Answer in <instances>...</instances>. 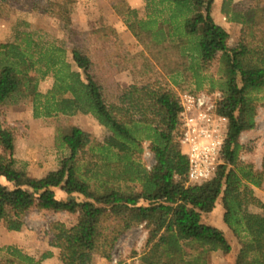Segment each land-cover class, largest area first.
Masks as SVG:
<instances>
[{
    "label": "trees",
    "instance_id": "16d2710c",
    "mask_svg": "<svg viewBox=\"0 0 264 264\" xmlns=\"http://www.w3.org/2000/svg\"><path fill=\"white\" fill-rule=\"evenodd\" d=\"M23 2L0 0V19L9 21ZM60 8L51 2L42 13L63 19ZM113 10L153 60L162 57L170 76L189 73L197 90L203 86L202 72L221 54L219 113L229 127L216 177L186 185L189 163L177 141L181 106L171 89L155 83L119 88V74L129 71L140 79L151 68L147 57L131 63L134 55L114 27L81 33L85 44L73 47L70 61L63 43L19 21L11 41L0 45V109L31 99L35 119L90 114L112 137L96 142L71 126L61 137L68 156L57 169L33 178L17 168L15 136L0 121V225L21 232L33 209L76 216L71 227L52 225L61 264H90L95 252L109 260L119 236L139 225L148 231L141 264H208L210 253L232 251L225 233L203 222L220 202L225 225L245 238L235 264H264V203L254 192L264 174L240 159L246 148L241 135L257 127L252 94L264 91V0H224L222 14L241 25L235 47H229L228 30L214 20V0H145L142 9L120 5ZM47 77L53 85L43 94L39 83ZM110 84L117 92L109 93ZM144 143L155 160L149 169L140 161ZM57 190L67 198L58 199ZM244 205L263 212H247ZM108 220L121 226L111 239L104 227ZM6 254L0 264H44L52 256L36 259L16 246H8Z\"/></svg>",
    "mask_w": 264,
    "mask_h": 264
},
{
    "label": "rangeland",
    "instance_id": "374dc122",
    "mask_svg": "<svg viewBox=\"0 0 264 264\" xmlns=\"http://www.w3.org/2000/svg\"><path fill=\"white\" fill-rule=\"evenodd\" d=\"M61 4L60 11L63 19L42 13L48 3ZM21 10L14 12L9 21L0 19V45L11 41L13 27L19 21L28 22L32 28L41 31L47 39H55L64 44L71 61V51L75 45L84 46L81 33L91 31L101 26H112L117 29L119 36L127 44L129 52L134 55L133 61L142 62L147 57L151 72L143 78L133 79L129 71L119 74L115 81L120 89H125L134 83H146L167 86L177 96L183 92H200L210 90L219 91L224 81V66L221 54L212 61L207 70L202 72L203 86L196 89V81L190 74L187 76H170L163 69L162 57L157 62L146 53L143 47L132 37L131 42L125 40L123 35L128 33L125 25L113 10L114 6L127 5L126 0H24ZM144 15V14H142ZM227 20V18H226ZM228 21V20H227ZM120 31H119V30ZM241 26H230L229 47H235L241 34ZM127 41V42H126ZM132 74V75H131ZM177 84H174V80ZM53 85V79L47 77L39 83V91L47 93ZM211 91V90H210ZM117 92L116 87L109 85V93ZM252 97L257 99V127L241 135L240 141L246 146L240 159L244 163H252L255 169L264 174V91L255 92ZM0 121L4 128L12 130L15 136L14 159L19 170L25 171L33 178H42L48 172L57 169L62 159L68 156L69 151L63 144L61 137L71 126L80 127L87 132L96 142L106 143L112 134L101 126L90 114H77L75 116H56L52 118L35 119L31 99H23L17 103L9 102L0 109ZM149 144L144 143L143 154L140 157L142 164L148 169L154 165V156L149 150ZM0 149V155H1ZM255 195L264 203V182L261 188H254ZM58 199L65 200L67 195L56 191ZM244 210L251 213L262 214V209L254 205H244ZM223 209L219 202L213 212L203 215V222L207 225L221 229L232 247V251L224 254L221 251L208 255V264H235L237 253L245 238L239 239L223 222ZM77 221L76 216L68 213H54L48 211L31 210L25 218V228L22 234H12L3 225H0V259H6V248L16 246L24 253L39 259L43 254L51 253L52 256L44 264H61L55 232L52 225L63 223L67 227L73 226ZM105 233L109 239L114 235V230L121 229L119 223L108 220L104 224ZM16 235L17 237L10 236ZM148 231L143 225L134 226L119 236L113 248L109 250L110 259H105L100 252L92 255L90 264H117L119 262L141 264L140 256L147 249ZM189 253V252H188Z\"/></svg>",
    "mask_w": 264,
    "mask_h": 264
},
{
    "label": "built area",
    "instance_id": "2783aa9c",
    "mask_svg": "<svg viewBox=\"0 0 264 264\" xmlns=\"http://www.w3.org/2000/svg\"><path fill=\"white\" fill-rule=\"evenodd\" d=\"M181 113L177 141L187 157V186H200L216 177L229 120L219 113L220 91L183 92L178 95Z\"/></svg>",
    "mask_w": 264,
    "mask_h": 264
},
{
    "label": "crops",
    "instance_id": "0c3cea01",
    "mask_svg": "<svg viewBox=\"0 0 264 264\" xmlns=\"http://www.w3.org/2000/svg\"><path fill=\"white\" fill-rule=\"evenodd\" d=\"M241 1H243V0H232V2L234 3V4H237V3H239V2H241ZM223 2H224V0H214V10H213V17H214V20L216 21V23H218V24H220V25H222V26H224L227 30H228V32H229V34H230V26H235V25H239V24H236V23H231V22H228L227 20H226V17H225V15L224 14H222V12H221V7H222V5H223ZM126 4H127V6H129L130 8H132V9H142L143 7H144V4H145V0H126ZM122 21V20H121ZM123 23V22H122ZM124 24V23H123ZM241 26V25H240ZM125 28H126V26H125ZM127 29V28H126ZM117 30V29H116ZM119 30V29H118ZM128 30V29H127ZM241 30V29H240ZM120 31V30H119ZM118 32V31H117ZM119 34V33H118ZM124 37V39L125 40H127V41H129V42H131V38L133 37V35L131 34V32L128 30V33H125L124 35H123ZM121 38V37H120ZM122 39V38H121ZM123 40V39H122ZM126 41V42H127ZM123 42L125 43V41L123 40ZM126 44V43H125ZM127 45V44H126ZM259 198H261V197H259ZM262 200V199H261ZM8 231V230H7ZM23 231H24V229L21 231V232H12L11 231V233L12 234H16V235H20V234H22L23 233ZM16 235H10V236H13V238L14 237H17ZM50 264H52V263H50Z\"/></svg>",
    "mask_w": 264,
    "mask_h": 264
}]
</instances>
